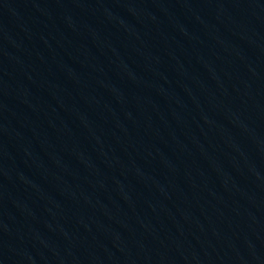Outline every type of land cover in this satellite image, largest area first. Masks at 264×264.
Instances as JSON below:
<instances>
[{
	"label": "water",
	"instance_id": "1",
	"mask_svg": "<svg viewBox=\"0 0 264 264\" xmlns=\"http://www.w3.org/2000/svg\"><path fill=\"white\" fill-rule=\"evenodd\" d=\"M0 264H264V0H176Z\"/></svg>",
	"mask_w": 264,
	"mask_h": 264
}]
</instances>
